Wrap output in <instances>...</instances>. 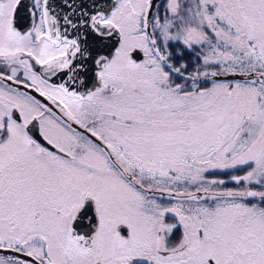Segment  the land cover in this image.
I'll list each match as a JSON object with an SVG mask.
<instances>
[{
  "label": "snow or ice",
  "instance_id": "6c2138e0",
  "mask_svg": "<svg viewBox=\"0 0 264 264\" xmlns=\"http://www.w3.org/2000/svg\"><path fill=\"white\" fill-rule=\"evenodd\" d=\"M0 264H264V0H0Z\"/></svg>",
  "mask_w": 264,
  "mask_h": 264
}]
</instances>
